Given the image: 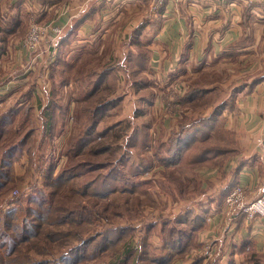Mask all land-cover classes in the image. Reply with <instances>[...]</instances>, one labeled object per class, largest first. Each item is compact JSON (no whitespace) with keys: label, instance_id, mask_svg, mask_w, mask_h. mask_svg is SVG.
Wrapping results in <instances>:
<instances>
[{"label":"trees","instance_id":"1","mask_svg":"<svg viewBox=\"0 0 264 264\" xmlns=\"http://www.w3.org/2000/svg\"><path fill=\"white\" fill-rule=\"evenodd\" d=\"M40 1L47 6L63 0ZM21 23L19 17L8 24L0 18V56L11 35L16 29L21 30ZM142 29L143 26H139L126 44L135 47L139 57H133L128 50L126 57L120 59V69L127 68L132 81L138 79L143 83L140 71L147 66L145 41L137 38ZM68 37L61 40L60 47L69 41ZM65 54L59 49L49 67L51 98L42 111L48 118L40 142L41 146L45 142L52 144L54 137L65 131L72 103L74 122L65 148L66 161L56 174L55 163L47 164L43 180L33 193L35 196L26 200L28 204L22 210V218L14 214L16 211L10 218L0 216V264H171L182 259L188 249L197 247L194 235L203 227L206 213L184 209L174 214L173 207V212L168 208L169 201L165 199L161 203L160 199H154L151 190L160 187L167 193L166 198L173 197L174 203L178 202L176 195L195 197L199 194L195 170L200 164L195 161L222 155L223 144L231 146L235 143L233 140L231 144L222 139L214 141L215 133L221 132L216 131L218 117L228 103L216 104L210 113L201 115L208 102L200 99L208 93L218 95V87L188 84L189 92L178 101L181 108L176 130L166 144H158L154 149L158 164L165 168L157 174V185L154 186L151 179H137L143 175L144 168L131 162L132 156L141 155L149 147V119H141L140 123L126 119L112 122L121 115L122 92L125 90L116 87L118 60L108 66L99 67L98 64L85 73L82 71L87 78L83 93L77 95L72 88H66L68 96L63 105L61 99L64 96L58 91L70 83L75 84L76 81L70 80H74L73 73L80 70L74 62L78 60L77 56L66 62L61 59ZM79 84L82 88L83 82ZM207 98L211 103L215 97ZM20 106L16 101L0 110V177H3L1 169H8L10 160L25 151L32 154L36 148L32 138L34 132L29 130V122L24 116L30 113H21L16 126L9 128L13 131L6 130V119L18 115ZM143 111V108H136L133 117L141 115L142 118ZM105 136L115 139V144L97 141ZM117 137L125 138L123 147L116 144ZM178 162L182 167L174 168ZM95 172L98 174L90 180L82 179ZM186 172L189 173L187 179ZM5 181L10 182V179L5 177ZM234 186L227 189L225 196ZM21 204L25 205V202ZM152 208L156 217L142 224ZM155 236L159 237L161 247L152 245ZM153 247L158 248V254L153 252ZM248 261L264 264V260L254 253L248 254Z\"/></svg>","mask_w":264,"mask_h":264},{"label":"crops","instance_id":"2","mask_svg":"<svg viewBox=\"0 0 264 264\" xmlns=\"http://www.w3.org/2000/svg\"><path fill=\"white\" fill-rule=\"evenodd\" d=\"M15 17L22 22L21 30L16 29L11 35L0 56V84L8 81L9 91L0 97V107L7 96L6 107L12 105L16 90L29 89L30 83L34 89L49 83L46 77L56 52L49 47L50 38L43 40L37 49L34 68L26 74L22 72L26 53L20 48V41L31 22L61 27V40L71 34L68 40L75 37L96 41L100 43L97 51L103 47L102 42L129 41L134 31L143 26L137 34L139 41H145L147 66L140 71L143 83L138 79L132 81L127 68L120 69L121 60L117 61L115 72L116 87L133 89L131 101L137 102L138 107L142 104L139 108L145 114L142 118L133 117L136 108H132L131 101L125 103L123 95V110L117 121L127 116L135 123H140L139 118L149 119V147L139 156L133 154L131 162L144 168L143 175L137 179H151L154 186L157 174L165 169L158 164L154 149L158 144H166L176 130L181 87L198 83L203 87L229 88L238 78L243 79L238 82L239 90L231 102L221 110L216 128L223 131L224 143L231 144L232 140L235 143L223 144L222 155L195 161L200 164L195 170L200 190L197 196L175 197L177 212L184 209L205 212L206 219L194 235L197 247L188 249L182 259L171 264L196 261L197 264H251L249 253L264 260V218H229L224 209V196L233 184L242 186L249 200L258 196L264 184V0H226L222 4L208 0H162L156 11H151V0H63L47 6L40 0H0L1 20L8 24ZM128 49L133 57H139L135 47L128 45ZM114 55L121 53L117 51ZM225 78L227 85L222 84ZM136 88L146 91L151 99L147 102L139 95L136 97ZM68 111L70 129L72 103ZM65 133L54 139L60 142L58 145L68 139L70 134L65 136ZM179 162L173 167L181 168ZM188 176L186 172L185 179ZM151 193L156 200L164 199L167 194L160 187L152 188ZM166 199L172 201L173 197L169 195ZM151 242L161 247L158 236Z\"/></svg>","mask_w":264,"mask_h":264},{"label":"rangeland","instance_id":"3","mask_svg":"<svg viewBox=\"0 0 264 264\" xmlns=\"http://www.w3.org/2000/svg\"><path fill=\"white\" fill-rule=\"evenodd\" d=\"M178 1V0H177ZM186 1V0H185ZM152 4V3H151ZM153 11V10H151ZM30 26V25H29ZM28 26V27H29ZM27 27V30H28ZM126 39V38H125ZM21 42V41H20ZM128 40L124 41V42H102L103 47L100 49H98L97 51V47L98 45H100V43L97 44L96 41H89V40H82L79 38H75L73 37L72 39H70L69 41H67L66 43L62 44L60 47V43L61 40L59 41L58 45H56L55 49L56 52L54 54V56L56 57L57 51L59 49H61L62 51H64L66 54V56H62L61 59L66 62H71L72 58L75 57L78 58V60L74 61L75 65L77 67H80L79 71H75L73 73L72 78L74 80H70V81H76L75 84L74 83H70L68 85V87H63L59 89V94H62V96H64V98L62 97L61 99V103L64 105L66 100L65 98L68 96L67 93V89H73L74 92L79 95L82 94L83 92H81L83 90V88L85 87V83H87V78L86 75H82L85 72H87L90 69H94L96 67L100 66H108L107 64L114 61H119L122 57H126V54L128 53V46H126ZM119 52L121 53L120 55H114L115 52ZM26 53V52H25ZM35 56V61L36 62V55L34 53L30 54V57ZM24 62H23V66L26 62V60L28 59V54L26 53L25 58H24ZM34 68V64L32 69ZM99 69V68H98ZM31 71V70H30ZM30 71L27 72H23V74H26ZM84 72L81 74V72ZM48 73H49V69H48ZM61 76V73H60ZM209 77V76H208ZM214 76H212L213 78ZM49 79V77L47 76L46 79ZM78 78V80H77ZM238 78V77H237ZM41 79V78H40ZM234 79V78H233ZM243 80V79H242ZM241 78H238V80H233L235 81V83L233 82L231 84V86L229 88H218V95H214V94H210L208 93V95H203V97L200 99V101H207L208 102V106H204V110L201 111V115H206L208 113H210V111L212 110V108L214 107V105H219V104H224L226 103H230L231 102V98L233 96L232 93L234 89H238L239 85L238 82L242 81ZM8 82V81H7ZM7 82H3L0 84V86H6L4 87V94H6V92L8 91L7 88ZM79 82H83V87L80 88V84ZM228 81L227 78L222 80V84L223 85H227ZM219 85V84H217ZM89 85L86 86L85 90H87ZM44 87V88H43ZM36 86V89H34V85L30 83L29 89L26 90H16V95L12 96V98H14V103L17 101L19 102V104L21 105L19 108L21 109V111L18 113V115H16L15 117L11 116L8 119H6V121H8V124H6V130H9V128L11 126H16V122L19 120L18 116L21 113H30V115H24L27 118V121L29 122V130L34 132V135L32 138H34L35 141V145L36 148L34 150V152L32 154L27 153L26 151L23 152L22 154H18L16 159H12L10 160V163L8 164V169H1V174L3 175V177H0V216L1 217H6V218H10V216L12 215L13 212H15L14 214H16L19 218H22L23 213L22 210L25 208L26 204H28V201H26L28 198H30L31 196H35L33 195V193L35 191H37L38 186L40 185V183L42 182V175L45 172L46 166L49 162H54L55 163V170L54 173L56 174L64 165L65 161H66V156H65V148H66V144H67V138L66 141L62 142V145H58L57 141H53V143H46L44 144V146H41L42 142H40L41 138H42V132L45 128V124H46V118H48L47 114H43L42 115V111L43 109L46 107V105L48 104L50 98H51V93H50V89H51V85H50V80L49 83L45 86ZM31 88V89H30ZM183 90H181V95L182 97L187 94L189 92V88L187 86V88H183L181 87ZM54 89V88H52ZM10 90V88H9ZM55 90V89H54ZM134 90L133 89H129V90H124L123 91V95H124V102L125 103H129L132 100V92ZM28 93V94H26ZM129 93V97L126 96V94ZM13 93H11L12 95ZM141 96L143 97V99L145 101L148 102V100H150V95L146 92V91H138V94H136L137 96ZM213 95L215 98L214 100L211 101V103L209 102V99L207 98V96H211ZM135 97V98H136ZM9 99V96H7L6 98H4L3 101V105L0 107V110H2L4 107H6V102ZM19 100V101H18ZM129 100V101H127ZM199 101V102H200ZM223 101V102H222ZM12 103V104H14ZM132 108H139L140 106H143L142 104H139V107L137 105V102H135L134 100L130 102ZM11 105V104H10ZM205 107H207V109H205ZM210 108V110H208ZM148 110V108H146ZM127 110H131V107L127 106ZM151 109H149V111H147V116L150 115V111ZM195 111V110H194ZM44 112V111H43ZM131 116H127L125 119L126 120H131L130 118ZM22 118V117H20ZM119 117L113 118L112 122H116V120ZM138 120H141L140 118ZM110 121V120H109ZM108 121V122H109ZM189 120H186V122ZM74 120H71V125L73 124ZM190 125V124H189ZM58 127V125H57ZM116 130V129H115ZM115 130H113L112 132H116ZM9 131H13V130H9ZM220 131V130H218ZM55 132V131H54ZM65 133V136L70 132H71V127L70 129L66 126L65 131H63V133ZM62 133V134H63ZM61 134V135H62ZM216 135V137H215ZM214 135L215 139L214 141H217L219 139L223 138V132H216ZM108 136H105L103 139L102 138H97L98 142H102L104 144L108 143V144H115V139H109L107 138ZM57 137H54V139H56ZM106 142V143H105ZM60 143V142H59ZM126 143V140L124 137H117V142L116 144L123 146ZM124 151V148H123ZM146 163V160H144L143 164ZM9 166H11L9 168ZM1 167V165H0ZM98 173H91L88 175H85L84 178H82L84 181L86 180H90V177L92 176H96ZM5 177H7V179H10V182L5 181ZM160 190H157V192ZM162 194V193H161ZM166 199V196H164V199H160V202L163 203L164 200ZM169 201V200H168ZM21 202H25V205L21 204ZM178 202L174 203L173 201H169L168 203V208L170 211L173 212L172 207L174 209V211L178 210ZM33 206V205H32ZM174 214H176L174 212ZM156 215V211L154 208H152L150 211L148 210V217L147 219H145V221L142 224H145L149 221H153L154 216ZM172 215V214H171ZM171 215H169L168 217H171ZM156 217V216H155ZM5 221V220H2ZM7 222V221H5ZM0 226H2V223H0ZM153 252L155 254H158V248H154L153 247ZM40 259V258H37Z\"/></svg>","mask_w":264,"mask_h":264},{"label":"built area","instance_id":"4","mask_svg":"<svg viewBox=\"0 0 264 264\" xmlns=\"http://www.w3.org/2000/svg\"><path fill=\"white\" fill-rule=\"evenodd\" d=\"M177 1V0H176ZM188 2H195L199 0H186ZM216 4H222L226 0H208ZM162 0H151V10L156 11ZM46 38L49 39V47L55 49L62 38V29L52 23L40 24L31 22L25 37L20 42V48L28 54L22 72L32 70L35 56L30 57L31 53H36L40 44ZM4 87L0 86V97L4 95ZM264 147V144H263ZM224 209L229 218H236L243 216L247 220H254L256 218H264V184L258 196L254 199H247L245 190L242 186H234L228 194L224 197Z\"/></svg>","mask_w":264,"mask_h":264}]
</instances>
